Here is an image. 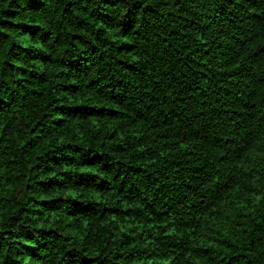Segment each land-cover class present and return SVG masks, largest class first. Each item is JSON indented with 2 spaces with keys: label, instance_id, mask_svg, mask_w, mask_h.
<instances>
[{
  "label": "trees",
  "instance_id": "16d2710c",
  "mask_svg": "<svg viewBox=\"0 0 264 264\" xmlns=\"http://www.w3.org/2000/svg\"><path fill=\"white\" fill-rule=\"evenodd\" d=\"M0 264H264V0H0Z\"/></svg>",
  "mask_w": 264,
  "mask_h": 264
}]
</instances>
